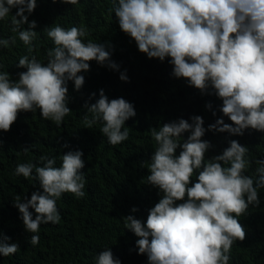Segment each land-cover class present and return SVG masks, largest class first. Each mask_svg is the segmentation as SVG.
I'll return each instance as SVG.
<instances>
[{
    "label": "clouds",
    "instance_id": "obj_1",
    "mask_svg": "<svg viewBox=\"0 0 264 264\" xmlns=\"http://www.w3.org/2000/svg\"><path fill=\"white\" fill-rule=\"evenodd\" d=\"M51 2L55 4L57 0ZM59 2L76 5L79 0ZM112 2L114 6L109 12H114L120 31L135 42L140 53L160 62L167 58L174 78L187 81L202 95L214 94L222 102L221 118L207 129L202 117L193 116L192 123L181 118L149 130L157 147L141 167L146 166L147 185L156 189L160 198L148 209L146 221L128 215L122 217L124 227L138 238L137 254L145 255L147 264H229L234 242L246 238L238 218L245 215L250 205L259 206L264 160L256 161L259 167L253 175H245L250 167L247 146L231 140L221 154L206 160L205 153L211 144L202 137L206 131L233 136H243L245 130L264 133V0ZM36 5L37 0H0V20L16 9L11 30L18 32L29 54L35 49L32 42L38 35L34 31L36 21L28 19ZM25 24L27 28L22 27ZM44 31L54 44L47 51L46 64L25 55L19 58L16 68L26 71L18 72L17 79L0 71L2 133L11 130L20 112L39 110L42 119L61 126L72 112L68 107V82L73 83L74 91H80L85 78L78 74L88 72L91 61L118 69L104 44L83 42L82 37L88 34L83 26L65 29L53 24ZM15 43V37L0 39V48ZM119 79L127 82L123 73ZM83 107L87 109L83 117L86 128L100 122V132L112 146L128 140L129 128L124 125L136 116L133 104L122 97L109 100L101 89L99 99L91 105L86 101ZM224 117L231 123H225ZM185 133L190 134L181 142ZM22 151L27 154L28 148ZM82 157L83 152L77 150L62 155L59 167L55 166L56 157L48 155L39 157L43 166L31 162L17 164L13 175L38 180L42 189V193L32 192L30 199L15 197L13 206L18 209L27 233H38L42 224L60 223L56 202L63 194L76 199L85 196V174L80 171L85 166ZM137 211L135 207L131 209L132 213ZM9 239L0 232V256L19 251L18 244L7 243ZM39 241V235H31L33 246ZM96 264L120 261L106 249L99 253Z\"/></svg>",
    "mask_w": 264,
    "mask_h": 264
},
{
    "label": "trees",
    "instance_id": "obj_2",
    "mask_svg": "<svg viewBox=\"0 0 264 264\" xmlns=\"http://www.w3.org/2000/svg\"><path fill=\"white\" fill-rule=\"evenodd\" d=\"M113 6L112 0H79L76 5L63 4L59 0L55 4L51 0H37L34 12L28 17L29 21H36L34 31L38 33L32 42L35 49L31 54L19 40L18 32L11 30V17L16 9L0 20V39L16 38L14 46L0 48V63L3 64L0 71L8 72L13 80L18 78V72L26 71L16 68L21 56H35L42 64L47 63V51L54 44L44 29L53 24L65 29L83 26L88 30L87 36L82 37L83 42L104 44L111 52V61L118 65L117 70H112L106 64L100 66L96 61L89 62L90 70L78 74L85 78L78 92L73 90V83L68 82V107L72 112L61 126L42 119L37 110L20 112L11 130L0 132L3 140L0 232L10 238L8 244L19 246L14 255L0 256V264H96L97 256L106 249L111 250L120 264H147L146 256L137 254L138 238L125 229L122 217L133 215L146 221L148 209L160 198L157 190L147 185L146 166L141 167L150 160L157 147L149 130L181 118L192 123L193 116L202 117L203 127L207 129L222 116L219 111L222 102L214 94L202 95L189 87L187 81L174 78L167 58L160 62L148 59L138 51L135 42L120 31L114 12H109ZM22 27L27 28V25ZM121 73L127 76V82L119 79ZM101 89L109 100L122 97L133 104L136 111V116L124 125L129 128L128 140L116 146L110 145L100 132V122L90 129L83 123L87 114L84 103L94 104ZM93 93L96 95L89 100ZM209 104L211 108L206 107ZM224 122L231 123L227 117ZM189 134H183L181 142ZM202 140L211 144L205 153L206 160L221 154L231 140L247 146L246 158L250 167L245 175H253L259 167L256 161L264 160V133L245 130L243 136H233L226 132L206 131ZM65 144L68 147H64ZM25 148H28L27 154L22 151ZM77 150L83 152L85 161L80 170L85 174V196L76 199L71 194H63L56 202L60 223L42 224L38 233H27L18 209L13 206L15 197L20 195L21 200L30 199L32 192L42 193V189L38 180L13 175L17 164L31 162L43 166L39 157L48 155L56 157L55 166L59 167L62 155ZM179 151L178 148L176 155ZM195 178L194 175V181ZM258 197L259 206L250 205L245 215L238 218L246 238L234 242L229 264H264V188L258 190ZM133 207L138 209L136 213L131 212ZM31 235L40 236L35 246L30 243Z\"/></svg>",
    "mask_w": 264,
    "mask_h": 264
}]
</instances>
